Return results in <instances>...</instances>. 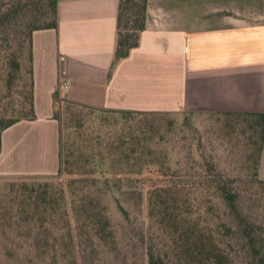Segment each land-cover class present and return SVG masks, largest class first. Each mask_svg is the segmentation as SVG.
<instances>
[{
  "label": "crops",
  "instance_id": "0c3cea01",
  "mask_svg": "<svg viewBox=\"0 0 264 264\" xmlns=\"http://www.w3.org/2000/svg\"><path fill=\"white\" fill-rule=\"evenodd\" d=\"M119 7L60 0L57 27L33 32L37 117L3 131L0 174L60 170L64 79L69 101L96 110L264 113V0H148L139 46L114 66Z\"/></svg>",
  "mask_w": 264,
  "mask_h": 264
},
{
  "label": "trees",
  "instance_id": "16d2710c",
  "mask_svg": "<svg viewBox=\"0 0 264 264\" xmlns=\"http://www.w3.org/2000/svg\"><path fill=\"white\" fill-rule=\"evenodd\" d=\"M6 8L0 14V26H8L19 12L37 4V0H6ZM40 1V0H38ZM49 9V22L35 26L28 31L26 39L18 44V51L5 65L0 66V91H5L1 100L12 97L16 83L23 82L26 92L20 105L5 106L0 110V151L2 133L7 128L22 120H35L34 68H33V32L35 30L56 28L58 25V3L60 0H41ZM148 0H120L118 14V41L114 66L121 59L128 57L130 51L139 46L140 34L146 29ZM11 47V45L9 46ZM27 55V64L23 60ZM58 94L55 99L57 101ZM66 113L72 112V106L86 107L71 102ZM89 108V107H86ZM96 110L94 108H90ZM111 114L112 129L107 134L97 133L83 137L72 126L64 125L61 115L55 118L60 122V171L75 174L64 185L62 180H14L6 183L7 202L19 205V217L11 215L9 225L20 222L18 226L32 229L36 221L44 225L46 221L62 228V243L54 240V252H60L70 261H77L83 249L84 239L91 245L114 238V226L109 206L102 202L104 197H113L117 192H133L136 182L132 178H115L111 173L124 171L142 172L146 169L143 157L161 152L152 143H146L147 130L141 121L131 122L139 115L158 112L130 110H98ZM238 114V113H237ZM240 114V113H239ZM250 120L253 130L252 139L258 143L257 169L263 152L264 113L242 112ZM85 151V153H84ZM85 154V157L83 156ZM149 166V170L160 171L164 176L169 165ZM216 170L212 163L205 171ZM216 172V171H214ZM260 174V173H259ZM261 176V175H260ZM262 177V176H261ZM264 177L259 179L264 184ZM206 184L214 188L225 200L235 227L245 240V246L251 256V264H264V221L254 219L245 213L240 204L239 192L234 181L218 172V176L206 179ZM190 188L161 177L147 189L149 216L153 225L163 229L167 240L145 246L147 264H234L231 243L221 235L219 226L210 228L196 205L187 197ZM130 191V192H129ZM141 192V191H139ZM69 196V200H68ZM181 199V202L179 201ZM119 210L128 218V210L122 203H117ZM15 210V209H14ZM73 215V216H72ZM14 218L15 221H14ZM35 223V224H34ZM76 230L77 241L73 234ZM232 227V225H231Z\"/></svg>",
  "mask_w": 264,
  "mask_h": 264
},
{
  "label": "rangeland",
  "instance_id": "374dc122",
  "mask_svg": "<svg viewBox=\"0 0 264 264\" xmlns=\"http://www.w3.org/2000/svg\"><path fill=\"white\" fill-rule=\"evenodd\" d=\"M6 2L0 0V14L6 8ZM48 22L49 9L43 1L37 0L35 6L19 12L8 26L1 25L0 66L9 62L12 53L18 51L19 42L26 39L31 28ZM23 57L27 64V55ZM25 92L22 81L16 83L12 97L1 100L5 91H0V110L8 105H20ZM67 92L63 93L60 87L55 104L56 114L61 115L64 125L69 124L72 126L70 130L77 131L74 134L79 133L83 137H91L99 131L103 136H108L112 129L111 114L79 106H72V112L68 114L67 108L72 103L66 98ZM138 120H142L140 124L147 130L146 143H152L162 151L143 157L144 162L149 161V164L142 172L111 173L115 178L134 179L138 189L130 193L117 192V202L111 196L102 199L109 206L114 238L98 242L94 247L89 239H84V252L79 254L76 262L70 261L60 252L53 251L54 240L61 243L63 240L60 224L56 226L46 221L41 225L36 221L32 229L18 226L19 221L9 225V217L13 214L19 217L20 213L17 203H9L5 199V185L9 181L34 179L62 180L66 185L69 177L78 174L62 173L60 170L55 173L34 171L0 174V264H147L145 246L158 239L161 243L167 240L163 229L157 230L149 216L147 189L161 177L189 187V195L182 197H187L185 199L198 207L210 228L219 226L221 236L231 243L234 264H251L245 240L235 227L225 200L205 183L206 179L217 177L221 171L234 181L243 211L254 219L264 221V184L259 180L262 178L260 174H255L258 168V143L251 138L253 130L249 118L242 113L159 112L139 115L131 122ZM162 163L171 166L166 176L155 169L149 170V166L157 167ZM212 163L216 170L205 171ZM117 203L126 207L128 218L119 210ZM73 234L77 241L74 226Z\"/></svg>",
  "mask_w": 264,
  "mask_h": 264
},
{
  "label": "built area",
  "instance_id": "2783aa9c",
  "mask_svg": "<svg viewBox=\"0 0 264 264\" xmlns=\"http://www.w3.org/2000/svg\"><path fill=\"white\" fill-rule=\"evenodd\" d=\"M62 59H64V58L62 57ZM62 75H63L64 78H65V77H66V71H62ZM60 86H61V88H62L63 90H67V89L69 88L68 80H66V79L62 80Z\"/></svg>",
  "mask_w": 264,
  "mask_h": 264
}]
</instances>
